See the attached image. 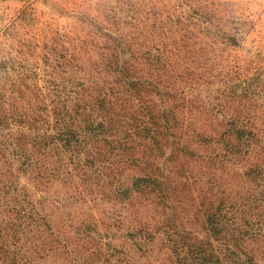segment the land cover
<instances>
[{"label":"rangeland","instance_id":"obj_1","mask_svg":"<svg viewBox=\"0 0 264 264\" xmlns=\"http://www.w3.org/2000/svg\"><path fill=\"white\" fill-rule=\"evenodd\" d=\"M122 66L193 134L243 109L264 130V0H0V264H158L108 226L122 208L85 187L72 145L45 166L61 178L38 173V142L61 145L87 92Z\"/></svg>","mask_w":264,"mask_h":264},{"label":"trees","instance_id":"obj_2","mask_svg":"<svg viewBox=\"0 0 264 264\" xmlns=\"http://www.w3.org/2000/svg\"><path fill=\"white\" fill-rule=\"evenodd\" d=\"M140 64L154 62L136 58L130 68ZM129 70L122 66V75L87 92L72 114L79 122L69 121L61 145L46 150L48 142H38L37 161L46 168L39 175L61 178L59 166H45L55 147L70 144L85 187L97 184L122 208L108 226L140 256L158 264H264V130L245 121L243 109L215 133L193 134L190 123L161 108L146 79L126 75ZM187 139L203 149L211 142L219 147L199 153ZM84 226V220L76 225Z\"/></svg>","mask_w":264,"mask_h":264}]
</instances>
